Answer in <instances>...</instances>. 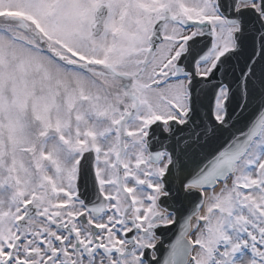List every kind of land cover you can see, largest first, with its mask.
Returning a JSON list of instances; mask_svg holds the SVG:
<instances>
[{"label": "snow or ice", "instance_id": "6c2138e0", "mask_svg": "<svg viewBox=\"0 0 264 264\" xmlns=\"http://www.w3.org/2000/svg\"><path fill=\"white\" fill-rule=\"evenodd\" d=\"M0 264H264V0H0Z\"/></svg>", "mask_w": 264, "mask_h": 264}]
</instances>
